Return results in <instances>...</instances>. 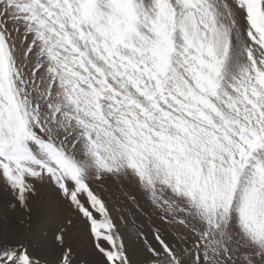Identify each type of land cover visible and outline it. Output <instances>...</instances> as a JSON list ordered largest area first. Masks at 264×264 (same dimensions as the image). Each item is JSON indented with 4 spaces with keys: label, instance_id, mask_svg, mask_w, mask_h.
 I'll use <instances>...</instances> for the list:
<instances>
[{
    "label": "snow or ice",
    "instance_id": "obj_1",
    "mask_svg": "<svg viewBox=\"0 0 264 264\" xmlns=\"http://www.w3.org/2000/svg\"><path fill=\"white\" fill-rule=\"evenodd\" d=\"M0 189V264H264V0H0Z\"/></svg>",
    "mask_w": 264,
    "mask_h": 264
},
{
    "label": "rangeland",
    "instance_id": "obj_2",
    "mask_svg": "<svg viewBox=\"0 0 264 264\" xmlns=\"http://www.w3.org/2000/svg\"><path fill=\"white\" fill-rule=\"evenodd\" d=\"M117 183H119V181H116V180H114L113 178H109V180L107 181V184L108 185H111L112 187H113V189H115V187H116V185H117ZM125 184H127V183H129L128 181H125L124 182ZM41 194H42V196H45V195H51V192H50V190H44V189H42V192H41ZM5 193H4V191L2 190V189H0V204H2L3 203V200H4V198H5ZM53 211L54 212H56V211H58L57 210V207L55 206V205H53V208H52V213H53ZM62 210L60 209L58 212H61ZM57 212V213H58ZM65 214H67L66 212H65ZM56 214H54V216H55ZM74 235H77L78 236V234H76V233H74ZM135 237H134V233L132 234V239H134Z\"/></svg>",
    "mask_w": 264,
    "mask_h": 264
},
{
    "label": "bare ground",
    "instance_id": "obj_3",
    "mask_svg": "<svg viewBox=\"0 0 264 264\" xmlns=\"http://www.w3.org/2000/svg\"><path fill=\"white\" fill-rule=\"evenodd\" d=\"M57 210L59 211V210H60V208H58V207H57ZM58 211H56V212H54V211H53V215H54V214H56Z\"/></svg>",
    "mask_w": 264,
    "mask_h": 264
}]
</instances>
